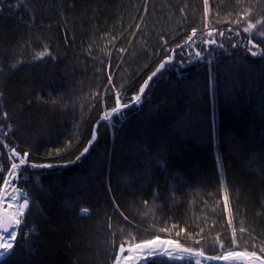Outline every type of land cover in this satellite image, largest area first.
<instances>
[{
  "label": "trees",
  "instance_id": "obj_1",
  "mask_svg": "<svg viewBox=\"0 0 264 264\" xmlns=\"http://www.w3.org/2000/svg\"><path fill=\"white\" fill-rule=\"evenodd\" d=\"M257 21L264 0H208L207 13L204 0H0V138L28 153L14 185L29 200L0 264H114L121 244L157 238L264 261ZM182 44L141 103L101 121L115 92L127 103ZM139 264L194 262L154 255Z\"/></svg>",
  "mask_w": 264,
  "mask_h": 264
},
{
  "label": "snow or ice",
  "instance_id": "obj_2",
  "mask_svg": "<svg viewBox=\"0 0 264 264\" xmlns=\"http://www.w3.org/2000/svg\"><path fill=\"white\" fill-rule=\"evenodd\" d=\"M205 3V13H207V4H208V0H204ZM235 23H238V21H236ZM257 24H260L262 27H264V21H257ZM137 27H139V25H137ZM256 25H250L248 28L244 29V32H249L252 28H255ZM197 29H193L192 30V35H190L188 37V41L185 42V44H187L189 41L193 40V37L196 35ZM209 36H212V32L210 31L208 33ZM218 35L223 36L224 33L220 32L218 33ZM260 36H264V32H260L259 33ZM203 43L205 45H211V44H215L216 41L215 39H211V40H204ZM249 43L251 44V41H249ZM185 45H177L175 49H172V55L168 56L165 58V60L160 64V66L156 69V71L152 72L151 75L148 76V78L144 81L143 85H141V88L139 90V92L137 94H135L127 103H123L121 104L122 100H125L126 97H124L122 95L121 92H115V97H116V107H113L110 111V113H106L105 115L101 116V121H105L107 119L110 118V116H115L118 115L120 112H122L123 110L131 107L134 104H139L142 102V98L143 96L146 94V90L148 88V86L150 85V82L152 81V79L163 69L166 67V65L172 63L174 61V54L177 50L182 49ZM256 47V45H252L251 47L248 48V51L252 54V55H257L256 52L252 51V48ZM121 51H124L123 49H121ZM50 56V53L46 50L45 52L41 53L39 57H37V59H43L44 56ZM195 57L196 59H203V55L200 52H196L195 53ZM110 67V65H109ZM108 80H109V84L111 85V76H108ZM112 88H114V86H111ZM111 90V89H110ZM3 116L5 117V119H7V113H3ZM5 135H7V133H5ZM95 140V135L93 136V140L89 141V146H91V144L94 142ZM0 148L5 149L4 154L8 157L9 161L11 162V166L10 168L7 170L8 172V179H5V189H7L9 186H11L12 184V180L13 179H17V171L18 169H20L21 167L25 166L27 161L26 158L28 156V153L25 152L23 154L24 158L20 157V153L16 152V150L14 148H9V146L7 144H5L3 142V139L0 138ZM89 151V148H85L84 152L81 153V155L87 153ZM18 161V163L16 162ZM33 167H39L36 165H32ZM2 169H0V173H2ZM13 191H16L15 189H13ZM20 196V200L16 201L17 203V207H18V213L17 215L22 216L24 214L25 209L28 208L29 205V200L27 198V196L23 193L20 192L19 193ZM3 199L5 201H10L15 199L14 196L12 195H6L3 197ZM22 201V202H21ZM227 205V196H225V206ZM12 205L9 204V207H11ZM87 210H84V213L82 214H86ZM21 224V220L20 219H13L11 223H8L7 225H3L0 226V260H3L4 258L8 257L10 254L13 253L15 247H16V242H17V229L19 228ZM229 224H231V220H229ZM241 234H243L245 232L244 229H240ZM157 241H147L145 242L146 244H154ZM235 230H233V243H235ZM164 243H175L174 241H165ZM145 245L144 244H136L135 247L137 249L143 248ZM221 246L223 247V244L221 243ZM130 250V249H129ZM184 251L187 252H191V249H185ZM262 251H264V249H262ZM125 252V247L123 244H121L120 247V253L121 255ZM200 256H203L204 253L200 252L199 253ZM241 255L240 253H236V252H229L226 256L222 257L223 259H229L232 257H236ZM252 257H255V253H251L250 254ZM221 257H209L208 259H220ZM117 261H119L121 259V256L118 255L117 256ZM124 259H128V257H124Z\"/></svg>",
  "mask_w": 264,
  "mask_h": 264
},
{
  "label": "rangeland",
  "instance_id": "obj_3",
  "mask_svg": "<svg viewBox=\"0 0 264 264\" xmlns=\"http://www.w3.org/2000/svg\"><path fill=\"white\" fill-rule=\"evenodd\" d=\"M252 51H254V50H252ZM16 162L18 163V161H16ZM14 180L15 179L12 180V184H11V186L8 187V191L5 192V195H4V193H2V195H0L1 199L6 195L14 196L15 199L8 201V203L11 205H14V203H16V201L20 200V196L18 194L20 192H22L21 190L19 191V189L16 188V186L14 185ZM13 189H15L16 191H13ZM9 204L6 203V204L2 205V212L5 209L9 210L8 209ZM25 211H26V209H25ZM25 211H24V213H25ZM4 214L6 215L5 211H4ZM22 216H20V220H21ZM10 218L11 217L7 216L4 221L7 222V224L11 223ZM17 231H18V229H17ZM17 234H18V232H17ZM154 240L157 241L154 244L142 243L145 246L143 248H140V249H137L135 247V245L129 246L126 254L124 255V257H128V259H124V257H123L122 261L119 264H139L141 262L146 261L147 259H149L150 257H152L154 255H163V256H167L169 258H177V259H189V260H192L194 262V264H210V263H217V264H258L257 262H260V260L262 263H264V261L262 259L258 258V256L252 257L247 252H237V253H240L241 255L236 256V257H232L234 259L232 262L228 261V259L222 258V257L226 256L227 254L222 256L220 259H208L209 256H206V255L200 256L199 251H191V252L184 251L186 248L182 247L179 244V242L176 240L169 239V238H157ZM165 241H174L175 243H164Z\"/></svg>",
  "mask_w": 264,
  "mask_h": 264
},
{
  "label": "bare ground",
  "instance_id": "obj_4",
  "mask_svg": "<svg viewBox=\"0 0 264 264\" xmlns=\"http://www.w3.org/2000/svg\"><path fill=\"white\" fill-rule=\"evenodd\" d=\"M8 191V188L4 190V195H5V192ZM20 191V190H19ZM3 195V196H4ZM19 195V194H18ZM1 199V198H0ZM9 204L8 201H5L3 200V198L1 199V202H0V226H3V225H7V222H5L4 220L6 219V217H11L10 218V221L12 222L13 219H20V216L17 215L18 213V207H17V203H14V205H12L11 207H9L8 209L9 210H4L6 215L4 214V211L2 212V205L3 204ZM22 221V220H21ZM18 232V231H17ZM18 235V234H17ZM155 248V247H154ZM249 259V258H248ZM234 259L233 258H229L228 261L232 262ZM227 261V262H228ZM237 261V260H236ZM258 264H264L261 262H257Z\"/></svg>",
  "mask_w": 264,
  "mask_h": 264
},
{
  "label": "water",
  "instance_id": "obj_5",
  "mask_svg": "<svg viewBox=\"0 0 264 264\" xmlns=\"http://www.w3.org/2000/svg\"><path fill=\"white\" fill-rule=\"evenodd\" d=\"M256 45V49H258L259 48V45L258 44H256L254 41H251V44L250 45ZM196 52H199L198 50H195V53ZM254 52V51H253ZM253 56H257V55H253ZM20 157H21V155H20ZM9 177L7 176V178L6 179H8ZM5 184V183H4ZM4 190H5V186L3 185V187H2V190H1V193H0V195H2V193L4 192ZM0 202H1V200H0ZM121 247V246H120ZM120 247H119V250H118V252H117V255H116V258H117V256L118 255H120L121 256V259L119 260V261H117V259L115 258V261H114V264H119L120 262H121V260H122V258H123V256L126 254V252H127V247L126 246H124L125 247V252L121 255V253H120ZM1 261V260H0Z\"/></svg>",
  "mask_w": 264,
  "mask_h": 264
}]
</instances>
